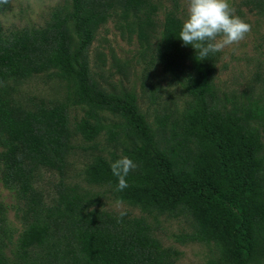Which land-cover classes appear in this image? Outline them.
Returning a JSON list of instances; mask_svg holds the SVG:
<instances>
[{
    "label": "trees",
    "instance_id": "16d2710c",
    "mask_svg": "<svg viewBox=\"0 0 264 264\" xmlns=\"http://www.w3.org/2000/svg\"><path fill=\"white\" fill-rule=\"evenodd\" d=\"M172 3L159 25L154 0H62L43 27L0 28V184L22 204L25 222L9 251L12 233L0 203V264H176L180 253L162 245L146 216L101 209L104 193L60 180L45 202L38 178L51 171L64 177L77 148L97 151L83 172L85 184L105 187L145 215L184 218L190 231L181 242L214 250L204 264H264V81L256 74L239 94L220 97L219 52L200 60L183 44L178 0ZM242 5L260 12L264 0ZM8 10L0 4V13ZM111 20L122 38L136 37L147 66L163 68L166 87L184 95L182 105L172 101L156 116L155 129L133 94L109 91L91 73L89 49ZM147 68L145 92L155 90L146 84ZM43 74L65 83V99L22 103L21 85ZM75 106L84 116L71 124ZM104 114L116 123L104 125ZM102 133L104 144L97 141ZM77 136L89 145L77 146ZM123 156L137 167L126 177L128 187L117 191L110 165Z\"/></svg>",
    "mask_w": 264,
    "mask_h": 264
},
{
    "label": "rangeland",
    "instance_id": "374dc122",
    "mask_svg": "<svg viewBox=\"0 0 264 264\" xmlns=\"http://www.w3.org/2000/svg\"><path fill=\"white\" fill-rule=\"evenodd\" d=\"M158 3L159 10L156 21L163 22L167 10L172 8V0H154ZM234 14L251 25V31L237 44L226 46L219 51L217 63V74L215 84L220 97L223 92L226 94H239L248 85L256 83L253 81L255 75H259L260 82L264 81V8L258 12L251 11L250 6L242 5V0H229ZM62 4V0H10L9 10L0 13V28L2 32L8 33L21 29H37L43 27L50 19L52 11ZM178 14L183 22L187 18L188 0H178ZM160 37V36H159ZM140 47L136 37L130 41L125 40L119 34L113 20L99 28L92 45L89 49L90 69L94 79L109 91L116 89L117 92H128L136 97L137 105L142 114L153 129L157 127L156 116L165 113L166 109L173 107L172 101L182 105L181 90L178 86L172 89L166 87L165 74L161 66H147V60L139 58ZM103 59L101 64L97 59ZM102 55V56H101ZM121 66V67H120ZM120 67V72L118 68ZM148 67L149 75L146 84L153 83V89L161 88L158 91H143L142 77L144 69ZM258 82L257 84H260ZM148 86V87H149ZM167 91L169 93H167ZM153 92V93H152ZM152 93L154 97L150 94ZM67 95L65 83L57 78H48L47 75L35 76L23 83L20 87L19 98L22 103H37L42 100L48 103H56L65 99ZM172 99V100H171ZM27 105V104H26ZM84 116V110L79 107L70 109L71 124L78 123ZM114 117L104 114L100 122L111 126L116 123ZM118 123V121H117ZM107 136L102 133L97 141L106 143ZM75 144L86 147L80 136L76 137ZM264 141V138H263ZM110 143V142H109ZM106 151L102 154L108 156L107 152L112 150V143L108 144ZM89 149L77 148L69 159V166L64 177H60L57 172H43L38 178L37 185L42 189L45 202L50 204L55 197L60 180L66 186L79 185L82 190L89 194H102L100 203L101 209L114 214L130 213L136 217L146 216L147 223L151 226L152 234L162 243L164 247H169L180 253L176 264H204L213 255V248L197 243H182L181 237L190 231L189 224L184 218L169 219L163 216H148L139 209L122 203L120 208L116 207V200L111 193L106 192L105 187L89 186L82 180L86 165L91 161L93 153ZM117 155L121 156L119 151ZM0 203L5 206V227L12 233V243L8 250H14V243L22 232L25 222L22 218V204L18 203L13 195L4 190L0 184ZM8 253V251H7Z\"/></svg>",
    "mask_w": 264,
    "mask_h": 264
},
{
    "label": "clouds",
    "instance_id": "9594fccd",
    "mask_svg": "<svg viewBox=\"0 0 264 264\" xmlns=\"http://www.w3.org/2000/svg\"><path fill=\"white\" fill-rule=\"evenodd\" d=\"M9 3L10 0H0V4ZM250 31L251 25L234 14L229 0H188L187 18L183 22L179 39L184 45L192 46L200 60H204L209 53L239 43ZM136 167L127 156L111 163V172L118 179L117 191L128 187L126 177ZM115 203L120 208L123 202L118 199Z\"/></svg>",
    "mask_w": 264,
    "mask_h": 264
}]
</instances>
